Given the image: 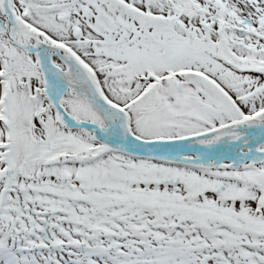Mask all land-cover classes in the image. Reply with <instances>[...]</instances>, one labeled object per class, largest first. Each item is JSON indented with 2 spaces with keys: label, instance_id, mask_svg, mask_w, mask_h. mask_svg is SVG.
<instances>
[{
  "label": "snow or ice",
  "instance_id": "snow-or-ice-1",
  "mask_svg": "<svg viewBox=\"0 0 264 264\" xmlns=\"http://www.w3.org/2000/svg\"><path fill=\"white\" fill-rule=\"evenodd\" d=\"M0 264H264V0H0Z\"/></svg>",
  "mask_w": 264,
  "mask_h": 264
}]
</instances>
